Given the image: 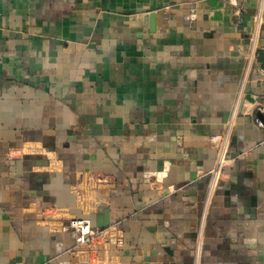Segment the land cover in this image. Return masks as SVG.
<instances>
[{
  "label": "crops",
  "instance_id": "crops-1",
  "mask_svg": "<svg viewBox=\"0 0 264 264\" xmlns=\"http://www.w3.org/2000/svg\"><path fill=\"white\" fill-rule=\"evenodd\" d=\"M263 99L264 0H0V264H264Z\"/></svg>",
  "mask_w": 264,
  "mask_h": 264
},
{
  "label": "built area",
  "instance_id": "built-area-1",
  "mask_svg": "<svg viewBox=\"0 0 264 264\" xmlns=\"http://www.w3.org/2000/svg\"><path fill=\"white\" fill-rule=\"evenodd\" d=\"M260 29L257 25L253 28L249 36V49L247 53L248 66L251 67L252 62L255 60L259 46ZM256 110L264 114V99L260 100L256 105ZM260 126L264 127V123L257 119ZM216 139V136L212 137ZM226 159L221 158L217 160L213 170L221 171L225 164ZM212 170V171H213ZM92 178H97L98 182L103 183L109 180L110 176L106 174L92 175ZM63 232H69L74 236L75 244L70 249L71 252H79L85 255V259L89 260V264H99L100 259L104 256L108 245L114 243L116 245L123 244V239L120 236L114 235L116 232L115 225H108L104 227L92 225L90 219L78 216H71L62 222L60 226ZM199 239V238H198ZM196 256H199L201 243L197 240ZM94 259V261H92Z\"/></svg>",
  "mask_w": 264,
  "mask_h": 264
},
{
  "label": "water",
  "instance_id": "water-1",
  "mask_svg": "<svg viewBox=\"0 0 264 264\" xmlns=\"http://www.w3.org/2000/svg\"><path fill=\"white\" fill-rule=\"evenodd\" d=\"M153 16H154V15H152V14L149 16V17L151 18V21L153 20ZM152 25H153V22H152ZM256 115H257V118H258L261 122L264 123V114L257 110V111H256Z\"/></svg>",
  "mask_w": 264,
  "mask_h": 264
}]
</instances>
